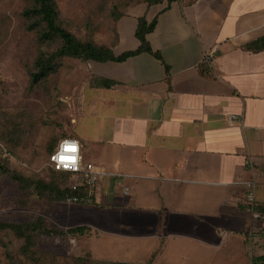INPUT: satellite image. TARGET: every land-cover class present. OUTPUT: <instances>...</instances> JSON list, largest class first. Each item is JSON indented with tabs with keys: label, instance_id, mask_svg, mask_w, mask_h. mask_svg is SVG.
Masks as SVG:
<instances>
[{
	"label": "crops",
	"instance_id": "obj_1",
	"mask_svg": "<svg viewBox=\"0 0 264 264\" xmlns=\"http://www.w3.org/2000/svg\"><path fill=\"white\" fill-rule=\"evenodd\" d=\"M139 17H156L146 40L161 59L139 52L120 62L88 60L90 77L112 84L87 83L74 103L69 136L84 159L111 173L94 203L120 195L117 186L129 194L122 207L158 212L169 239L194 250L182 259L247 264L243 233L261 230L264 241V219L244 208L243 184L253 180L264 204V0L135 4L115 22V54L138 47ZM83 118L92 119L90 131ZM144 187L158 205L140 204Z\"/></svg>",
	"mask_w": 264,
	"mask_h": 264
},
{
	"label": "rangeland",
	"instance_id": "obj_2",
	"mask_svg": "<svg viewBox=\"0 0 264 264\" xmlns=\"http://www.w3.org/2000/svg\"><path fill=\"white\" fill-rule=\"evenodd\" d=\"M53 1L59 21L76 38L110 46L115 19L120 13L136 3L155 2ZM30 5L31 0H0V221L24 224L41 217L59 230L75 225H86L89 229L83 235L74 236L36 232L34 243L29 245L32 255L22 253V238L10 230L0 229V264H76L75 257L87 255L82 264H193L191 259L187 261L181 257L194 250L169 239L159 225L158 212L121 206L120 203L129 196H122V188L116 186L121 192L114 198L108 195L101 203L83 205L38 198L35 191L19 188L12 179L10 172L47 182L53 178L48 150L60 137L70 134L79 92L87 83L98 81V78L90 77L88 61L61 57L54 61L53 71L31 85L36 56L40 51L53 52L58 42H42L38 37L39 29L28 28L33 19L24 16L23 12ZM91 121L82 119L89 131ZM146 190L147 187L141 189L140 204L158 205ZM247 219L243 221L248 225ZM237 221V218L231 220L232 224ZM170 229L175 230L177 226L171 225ZM118 232L148 235L146 239L132 237L121 241L115 238L114 234ZM164 233L167 236L165 244L161 240ZM243 237L244 254L247 264H251V258L264 250L263 234L261 230H248ZM253 237H256L255 241ZM152 254L154 257L150 260ZM205 260L200 264H208Z\"/></svg>",
	"mask_w": 264,
	"mask_h": 264
},
{
	"label": "trees",
	"instance_id": "obj_3",
	"mask_svg": "<svg viewBox=\"0 0 264 264\" xmlns=\"http://www.w3.org/2000/svg\"><path fill=\"white\" fill-rule=\"evenodd\" d=\"M177 0H155L153 3L140 2L145 4H161L165 3L167 6ZM136 3V4H140ZM131 5L130 7L134 6ZM128 7V8H130ZM127 8V9H128ZM127 11V10H125ZM120 13L116 20L122 16L124 13ZM23 15L27 18L33 19L29 24L28 28H38V37L42 42H52L57 41V48L51 53H45L40 51L35 58L34 66L35 71L31 73L30 83L31 85L36 84L42 78L47 76V74L54 69V61L61 57H71L81 60H93V61H123L128 57L139 53V52H150L153 55L161 59L158 52L152 51L146 40V34L152 30L155 25L156 17L152 21L148 22L145 17H139L137 21V26L135 29V37L139 41V45L134 50L123 51L120 54H115L111 49L110 45L106 44H96L91 40H79L70 32L58 19V12L56 5L53 0H31V5L26 8L23 12ZM115 29V23H114ZM115 36V30L114 35ZM113 37L111 45L114 41ZM264 44V43H263ZM264 46V45H263ZM98 85L110 86L112 82L108 79L98 78ZM69 135L60 137L58 141ZM71 137V136H70ZM56 143V145H57ZM49 148V154L56 147ZM48 154V156H49ZM50 166V165H49ZM53 178L50 181H43L40 179L34 180L24 175H21L17 172H10L12 179L18 184L19 188L23 190H33L35 191L38 198L47 199L49 201H63L67 195L79 194L81 191L74 190L71 184V173L68 171H59L53 169ZM94 204V203H92ZM247 203L244 202V208L246 209ZM256 211L264 217V204L257 202ZM264 219V218H263ZM0 229L10 230L14 232L17 236L24 240L23 245L21 246V251L24 255H32V251L29 249L31 244L34 243V237L36 232H41L45 235H56L61 236L68 234L70 236L74 235H83L88 231V226L86 225H75L71 226L65 230H59L56 227L48 225L41 217H36L33 221L28 223H6L0 221ZM0 245L2 243L0 242ZM8 256V253L6 254ZM86 257L78 256L74 258L76 264H82ZM154 257V254L150 256V260ZM251 261H258L259 264H264V255L255 256L251 258ZM151 264V263H150Z\"/></svg>",
	"mask_w": 264,
	"mask_h": 264
},
{
	"label": "built area",
	"instance_id": "obj_4",
	"mask_svg": "<svg viewBox=\"0 0 264 264\" xmlns=\"http://www.w3.org/2000/svg\"><path fill=\"white\" fill-rule=\"evenodd\" d=\"M234 117V114L229 115L230 119ZM48 164L55 170L70 172L73 189L81 191L79 194L67 195L66 203H81L83 205L94 203L100 179L111 175L102 164H95L84 159L79 142L70 136L63 137L58 141L48 156ZM243 184L245 186V203H247L246 210L252 218L263 219L264 217L256 211L254 181L247 180ZM127 189V187L124 188L125 193Z\"/></svg>",
	"mask_w": 264,
	"mask_h": 264
}]
</instances>
